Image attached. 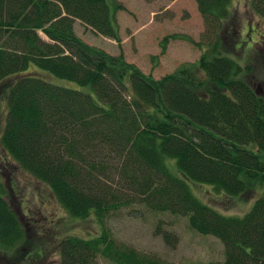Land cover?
<instances>
[{
  "label": "trees",
  "instance_id": "16d2710c",
  "mask_svg": "<svg viewBox=\"0 0 264 264\" xmlns=\"http://www.w3.org/2000/svg\"><path fill=\"white\" fill-rule=\"evenodd\" d=\"M193 1L205 29L202 41H188L201 55L155 79L76 34L78 20L118 40L113 18L120 5L113 0H0V100L7 105L1 146L71 218L93 213L102 222L141 204L186 217L193 231L218 238L224 259L205 264H264V192L242 216H225L186 182L226 197L247 198L264 187V79L236 57L245 41L232 26L230 0ZM250 3L264 20V0ZM258 36L254 47L264 58V32ZM175 37L162 38L161 52ZM38 70L89 86L97 99L46 81ZM166 158L184 178L170 172ZM9 187L0 169V249L31 243ZM155 233L177 243L160 224ZM55 247L59 264H95L99 256L114 264H167L116 243L105 229L69 235Z\"/></svg>",
  "mask_w": 264,
  "mask_h": 264
},
{
  "label": "rangeland",
  "instance_id": "374dc122",
  "mask_svg": "<svg viewBox=\"0 0 264 264\" xmlns=\"http://www.w3.org/2000/svg\"><path fill=\"white\" fill-rule=\"evenodd\" d=\"M113 1L120 5L113 18L118 40L97 34L75 20L76 34L88 45L110 55L123 54L126 62L155 79L184 64L195 62L201 55L202 50L188 41L189 37L195 42L202 41L205 29L193 0ZM250 2L230 0L234 19L232 26L237 27L245 41L237 45L240 48L236 57L240 64L250 63L253 73L263 81L264 58L259 55L261 50H255L254 41H258V32H264V20L253 14ZM173 34L175 39H169L164 52H161L162 38ZM38 73L46 81L86 92L97 99L93 88L89 86H79L73 81L56 78L44 70H38ZM6 111V103L0 100V136ZM165 162L172 174L184 178L175 159L166 158ZM0 169L3 180L12 186L8 188L12 195L8 199L31 241L29 246L0 249V261L9 260L11 264H59L55 245L62 238L69 235L93 237L103 229L109 232L116 243L132 247L143 255L156 257L167 264H205L224 259L223 243L218 238L193 231L186 217L149 212L141 204H132L108 213L102 222L97 221L93 213L86 219L71 218L46 184L36 181L15 165L10 155L2 149L1 142ZM186 180L190 191L199 201L225 216H242L264 192V187H258L247 194V198L226 197L208 184ZM13 196L16 198L13 199ZM158 224L162 231L177 237L173 247L155 233ZM95 264L114 263L99 256Z\"/></svg>",
  "mask_w": 264,
  "mask_h": 264
}]
</instances>
